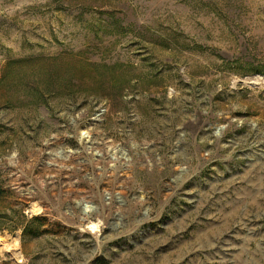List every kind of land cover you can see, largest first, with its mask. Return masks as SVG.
<instances>
[{
	"label": "rangeland",
	"instance_id": "obj_1",
	"mask_svg": "<svg viewBox=\"0 0 264 264\" xmlns=\"http://www.w3.org/2000/svg\"><path fill=\"white\" fill-rule=\"evenodd\" d=\"M0 264H264V0H0Z\"/></svg>",
	"mask_w": 264,
	"mask_h": 264
},
{
	"label": "bare ground",
	"instance_id": "obj_2",
	"mask_svg": "<svg viewBox=\"0 0 264 264\" xmlns=\"http://www.w3.org/2000/svg\"><path fill=\"white\" fill-rule=\"evenodd\" d=\"M96 227H97V226H96ZM16 256H17V255H16ZM18 256H19V258H20V256H21V255H20V254H18ZM17 258H18V257H17Z\"/></svg>",
	"mask_w": 264,
	"mask_h": 264
}]
</instances>
